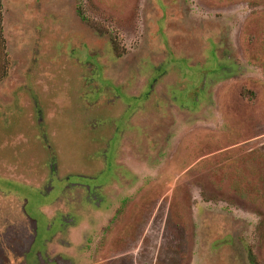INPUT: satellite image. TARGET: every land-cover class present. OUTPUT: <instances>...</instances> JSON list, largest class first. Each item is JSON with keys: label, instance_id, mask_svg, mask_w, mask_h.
Segmentation results:
<instances>
[{"label": "rangeland", "instance_id": "1", "mask_svg": "<svg viewBox=\"0 0 264 264\" xmlns=\"http://www.w3.org/2000/svg\"><path fill=\"white\" fill-rule=\"evenodd\" d=\"M24 215L30 264H264V0H0Z\"/></svg>", "mask_w": 264, "mask_h": 264}, {"label": "flooded vegetation", "instance_id": "2", "mask_svg": "<svg viewBox=\"0 0 264 264\" xmlns=\"http://www.w3.org/2000/svg\"><path fill=\"white\" fill-rule=\"evenodd\" d=\"M62 222V230L65 232L76 224L75 218L69 219L66 216L62 218ZM34 240V224L28 215H24L23 222L11 220L3 225L0 223V264H30V250ZM38 260L60 264L64 258L59 253L50 251L46 259L40 256Z\"/></svg>", "mask_w": 264, "mask_h": 264}]
</instances>
